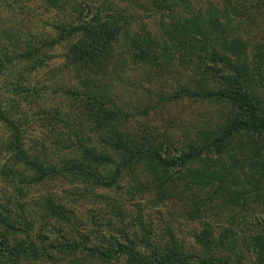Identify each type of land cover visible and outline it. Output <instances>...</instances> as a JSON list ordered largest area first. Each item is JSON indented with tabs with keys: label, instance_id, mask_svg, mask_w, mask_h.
<instances>
[{
	"label": "trees",
	"instance_id": "16d2710c",
	"mask_svg": "<svg viewBox=\"0 0 264 264\" xmlns=\"http://www.w3.org/2000/svg\"><path fill=\"white\" fill-rule=\"evenodd\" d=\"M193 1L102 0L74 3L65 16L59 15L50 25L54 37L30 41L27 53L15 57L11 52L14 43L5 39L3 43L10 51L7 47L0 48V68L7 71V64L13 60L33 59L61 45L65 61L82 69L77 76L78 79L85 78L82 83L88 92L84 94L85 106L90 108L96 121L102 120L103 93L90 90L88 84L92 82V76L105 74L106 62L115 59L113 46L120 44L122 39L116 63L128 60L134 66L152 65L158 59L156 43L145 35L140 36L143 30L136 34L131 26L139 15L165 14L172 20L173 15L182 10L188 17L162 29L163 37H166L162 50L165 56L169 52L168 61L176 53L184 70L190 68L193 76L189 75L188 82L173 92L170 101L209 100L227 107L225 123L207 141L190 143L173 153L166 146L168 141L158 140L153 132L141 129L138 135L130 137L113 124V130L108 134L109 151L86 139L76 143L72 152L74 158L52 164L47 161L44 146L37 148L36 144L25 143L31 120L24 105L40 101L45 89L40 88L39 80H35L33 86H30V81L25 86L24 77L12 81L8 78L5 85L15 97L0 99V130L4 134L0 140V177L14 191L16 199L22 196L25 188L67 175L93 180L96 186L111 187L123 169L134 165L145 163L147 167L174 169L179 174L191 165H198L191 172L194 174L190 180L192 185L181 186L183 193L187 191L185 189L195 187L201 190L213 185L202 195L194 194L192 198L185 195L187 205H191L189 214L202 227L200 233L193 236L199 250L197 256L189 258L173 235H95L92 247L86 246L88 235H79L72 241L63 236L60 237L61 242L40 249L35 248L29 235H23L24 239L11 248L5 246V250H0V264L37 260L41 256H49L56 249L88 252L89 256L102 263L123 255L127 264H264V221L251 224L250 229L246 223L237 221L241 214L255 212L256 203L264 210V0H226L222 13L224 25L206 12L211 10L210 7L206 10L192 9ZM12 2L18 6L21 0ZM40 2L54 6L58 3L57 0ZM231 23H235V32L230 37L233 38L232 44L229 43L230 49L228 38L222 34L228 33L227 27L231 30ZM243 26L255 29L260 26L262 31L253 44L250 40L245 42L252 44L251 53L247 56L239 47L245 45L238 34ZM40 60L36 59V62ZM116 110L114 108L113 114L105 113V118L117 117ZM76 129H81V126L77 125ZM115 157L121 159L120 163L114 162ZM90 164L115 165L114 174L103 179L89 170ZM156 187L160 190V186ZM10 201L7 198V202ZM209 213L212 217L228 213L236 219L232 218L223 225L210 221ZM15 217L16 213L7 205L0 207L1 228L11 233L20 232ZM19 224L25 226L26 221L20 218ZM28 231L22 232L28 234ZM39 240V244L44 242L42 237ZM151 242H155L152 248ZM242 251L251 255L252 261H245Z\"/></svg>",
	"mask_w": 264,
	"mask_h": 264
},
{
	"label": "rangeland",
	"instance_id": "374dc122",
	"mask_svg": "<svg viewBox=\"0 0 264 264\" xmlns=\"http://www.w3.org/2000/svg\"><path fill=\"white\" fill-rule=\"evenodd\" d=\"M57 1L56 7L40 0H21L18 6L14 5L12 0L0 1V48L6 49L7 46L3 42L7 39L8 42L14 43L11 52H14L15 57L20 53H27L30 41L54 37V30L50 25L59 15L65 16L71 5L102 0ZM225 1L194 0L191 8L206 10L210 7L211 10L206 12L211 13L224 25L222 13ZM139 16L131 27L136 34L143 30L140 36L145 35L148 40L156 43L158 59L150 66H134L128 60L126 63H123V60L116 63L122 39L120 44L118 42L113 46L115 59L106 62L105 74L92 76L93 83L88 84L90 90H100L103 93L102 120L96 121L90 108L85 106L84 94L88 93L82 84L85 78L78 79L77 76L82 73V69H77L65 61V51L61 45L44 51L33 59L19 58V62L13 60L11 64H7V71L0 68L1 101L6 97H15L5 85L4 81L8 78L12 81L24 77L25 86L29 85V81L30 86H33L35 80H39L40 88L45 89L42 93L44 96L38 103L23 105L31 120L25 143L36 144L37 148L44 146L48 162L60 164L67 162L71 157L74 158L76 143L86 139L109 151L108 134L114 126L130 137L138 135L141 129L153 132L158 136V140H167V148L177 153L176 149L186 148L190 143H204L225 123L228 116L227 107L215 101H170L173 92L186 84L188 76L193 74L190 68L184 70L185 67L180 64L173 51L174 58L168 61L169 52H166L165 56L162 50L166 40L162 29L164 26L179 23L188 16L182 13V10L173 15L172 20V17L168 18L165 14ZM234 26L235 23H231V30L227 27L228 33L222 34L228 38V45L233 42L230 37L235 32ZM251 27H241L238 34L242 42L250 40L253 44L259 39L262 34L260 26L256 29ZM251 42L241 46L238 44L246 56L251 53ZM7 48L10 51L9 47ZM36 59L41 60L36 62ZM114 108L117 109V117L114 115L113 118L110 116L106 119L105 113L113 114ZM54 118L57 120L54 121ZM66 125H69V128ZM77 125L81 126V129H76ZM3 137L4 134L0 130V140ZM120 161L121 159L114 158L115 163ZM88 167L103 179L112 177L115 171V165L90 164ZM196 167L198 165H191L184 173L179 174L174 169L164 170L153 165L147 167L145 163L134 165L123 169L111 187L96 186L93 180L67 175L49 179L46 183L32 188H25L22 196L16 199L14 191L0 177V207L2 209L7 205L16 213L14 220L21 230L11 233L0 227V250L11 248V245L24 239L23 235H29L37 249L48 248L51 243L57 244L62 241L60 237L63 236L72 241L79 235H88L86 246L92 247L95 235H173L178 243L183 245L189 258L197 256L199 250L193 236L200 233L202 227L189 214L191 205H187L185 195L189 198L194 194L202 195L210 191L213 185L200 188L202 191L195 187L185 189L187 191L182 193L184 185H192L190 180L194 174L191 172L193 173ZM166 184L169 185L168 188ZM7 198L11 200L10 203ZM254 207H257L255 212L243 213L241 219H237L238 222L246 223L249 229L251 224L264 221L262 207L258 203L254 204ZM209 215L211 216V213ZM219 215L211 216L210 221L224 225L234 218L228 213ZM20 218L26 221V227L19 224ZM26 230H29L28 234L22 232ZM39 237L44 241L42 244L38 243ZM154 246L155 242L150 248ZM243 254L245 261H252L251 255L245 252ZM17 264L127 262L126 256L123 255L102 263L89 256L88 252L56 249L52 250L49 256H41L37 260H22Z\"/></svg>",
	"mask_w": 264,
	"mask_h": 264
}]
</instances>
